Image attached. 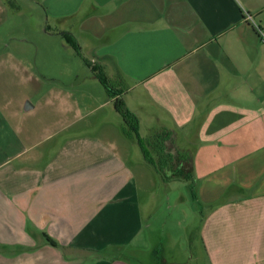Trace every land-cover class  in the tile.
I'll return each mask as SVG.
<instances>
[{"label": "crops", "instance_id": "crops-1", "mask_svg": "<svg viewBox=\"0 0 264 264\" xmlns=\"http://www.w3.org/2000/svg\"><path fill=\"white\" fill-rule=\"evenodd\" d=\"M7 1L0 264H135L155 157L188 163L214 264H264V0H27L39 24L23 31Z\"/></svg>", "mask_w": 264, "mask_h": 264}, {"label": "rangeland", "instance_id": "rangeland-1", "mask_svg": "<svg viewBox=\"0 0 264 264\" xmlns=\"http://www.w3.org/2000/svg\"><path fill=\"white\" fill-rule=\"evenodd\" d=\"M7 3L11 15L6 27L13 22V29L18 24L22 31L30 26H38L39 20H35L38 14L31 12L35 6L32 7L27 0H8ZM33 18L34 21H31ZM47 23L45 18L44 25ZM39 36L32 38L35 43L48 44L47 39L41 34ZM12 39L10 36L6 44L12 42ZM3 44L1 41L0 47H4ZM77 54L72 60L78 63L80 72L86 67L88 73L97 74L96 71H99L106 74L104 68L96 64L88 52L83 50L82 53L79 49ZM168 145H171L169 138ZM155 159L159 163V159ZM150 176L151 180L142 182L141 186L145 228L136 243L124 254L135 264H214L204 238L208 208L192 200L190 182L176 178L167 181L163 174L158 175L152 171Z\"/></svg>", "mask_w": 264, "mask_h": 264}, {"label": "trees", "instance_id": "trees-1", "mask_svg": "<svg viewBox=\"0 0 264 264\" xmlns=\"http://www.w3.org/2000/svg\"><path fill=\"white\" fill-rule=\"evenodd\" d=\"M76 47H78V46H76ZM95 70H96V68H95ZM96 73H97L96 74L97 78L103 83V85L107 89L109 96L112 97L113 95H115V92L111 90L109 84L107 83L105 75L101 74V72H99V71H96ZM115 106L118 109V111L123 115V117L126 119V121L130 122V120H131L133 124L134 123L137 124V119H135V117L126 109L123 101L116 100ZM147 160L149 161V163H151L153 165V167L156 169V171L159 175H161V174L164 175V178L167 181L171 180L173 178H182L185 180H190L186 170L183 168H181L180 170H178V172H175L173 174H167V173L163 172V169H165L167 162L154 163V162H151L149 159H147Z\"/></svg>", "mask_w": 264, "mask_h": 264}, {"label": "built area", "instance_id": "built-area-1", "mask_svg": "<svg viewBox=\"0 0 264 264\" xmlns=\"http://www.w3.org/2000/svg\"><path fill=\"white\" fill-rule=\"evenodd\" d=\"M259 33H260L261 39L264 41V31L260 29Z\"/></svg>", "mask_w": 264, "mask_h": 264}]
</instances>
